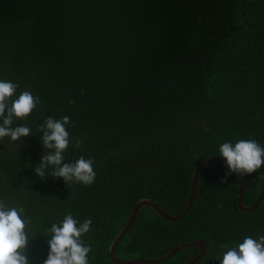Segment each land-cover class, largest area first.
<instances>
[{
	"label": "trees",
	"instance_id": "obj_1",
	"mask_svg": "<svg viewBox=\"0 0 264 264\" xmlns=\"http://www.w3.org/2000/svg\"><path fill=\"white\" fill-rule=\"evenodd\" d=\"M0 80L18 84L16 96L29 91L41 100L13 122L32 135L0 140V200L23 207L31 221L29 264H43L48 230L69 213L92 221L81 237L91 247L89 264H113L109 246L138 201L175 216L196 168L224 159L222 143L264 147V0H0ZM65 116L64 162L92 159L89 186L35 173L45 153L37 128ZM226 171L223 164L205 167L190 209L176 221L139 209L115 258L158 259L200 240L205 251L192 264H220L245 237L264 236V195L241 212L239 178L221 183ZM242 176V204L250 206L264 166ZM196 254L184 248L159 264H183Z\"/></svg>",
	"mask_w": 264,
	"mask_h": 264
},
{
	"label": "clouds",
	"instance_id": "obj_2",
	"mask_svg": "<svg viewBox=\"0 0 264 264\" xmlns=\"http://www.w3.org/2000/svg\"><path fill=\"white\" fill-rule=\"evenodd\" d=\"M17 88L16 83L0 80V119L3 121L0 124V140L8 137L15 142L33 134L28 126L13 127V122L27 118L41 100L29 91L16 96ZM69 103L74 104L75 101L70 99ZM69 123L67 116L62 119L48 117L37 128V132L43 133L41 142L45 153L36 166L35 173L41 179L51 175L62 178L66 185L73 182L89 186L96 177L92 159L81 156L75 162H64L63 153L70 143V134L66 128ZM82 143L81 140H76L73 146L81 148ZM219 156L224 158L227 166L221 183H225L231 174L248 175L264 166V147L255 140L242 139L235 144L224 142L219 146ZM49 168L52 171L47 173L46 169ZM24 212L23 207H9L0 200V264H29L26 248L31 238L28 232L31 221L24 218ZM91 224L90 219L81 223L70 213L59 224L53 223L48 230L50 239L46 243L49 251L43 264H89L91 247L81 237L90 231ZM218 259L220 264H264V236L258 240L245 237L242 243L230 248L222 259Z\"/></svg>",
	"mask_w": 264,
	"mask_h": 264
},
{
	"label": "water",
	"instance_id": "obj_3",
	"mask_svg": "<svg viewBox=\"0 0 264 264\" xmlns=\"http://www.w3.org/2000/svg\"><path fill=\"white\" fill-rule=\"evenodd\" d=\"M213 164L226 165L224 159H221V158H210V159L203 161L196 168V170L194 171V173L192 175L191 184H190L191 185L190 194H189V198L187 200V203H186L183 211L180 212L179 214L175 215V216H169V215L164 214L153 202H151L149 200L138 201L134 205V207L131 211V214H130L126 224L124 225L123 229L116 236V238L113 240V242L109 246V250H108L109 261L113 264H159L161 262L168 260L170 257H172L174 254H176L178 251H180L184 248H188V247L196 248L197 254L194 258H192L191 260H189L183 264H192V263H195L197 260H199L203 256L204 251H205L204 243L200 240L183 243V244L175 247L174 249H172L170 252H168L167 254L162 256L161 258L153 259V260H143V259L128 260V261L117 260L114 256V250H115V247H116L117 243L119 242V240L126 233V231L130 228V226H131V224H132V222L136 216V213L142 207H150L151 209H153L158 214L159 217H161L167 221H170V222L176 221L179 218H181L182 216H184L188 212V210L190 209V207L192 205V201H193L194 193H195V185H196V181H197L199 174L201 173V171L205 167H207L209 165H213ZM238 178H239V183H238L237 200H236L237 209L240 210L241 212L251 211L262 200V197L264 195V182L262 184V187L259 191V194H258L256 200L250 206H243V204H242L243 176L240 175V176H238Z\"/></svg>",
	"mask_w": 264,
	"mask_h": 264
}]
</instances>
